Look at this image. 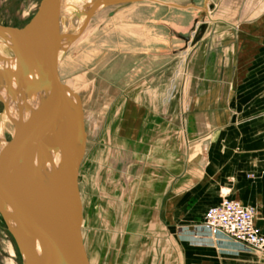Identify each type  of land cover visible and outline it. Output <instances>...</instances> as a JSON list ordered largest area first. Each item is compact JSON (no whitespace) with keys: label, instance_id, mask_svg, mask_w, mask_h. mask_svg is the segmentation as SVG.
Masks as SVG:
<instances>
[{"label":"crops","instance_id":"crops-1","mask_svg":"<svg viewBox=\"0 0 264 264\" xmlns=\"http://www.w3.org/2000/svg\"><path fill=\"white\" fill-rule=\"evenodd\" d=\"M217 2L220 17L197 41L196 71L176 76L175 98L154 103L159 86L136 79L89 159L82 226L92 264H264V252L202 222L227 196L253 207L264 234V0ZM236 48L248 70L221 71L239 63ZM230 91L242 103L227 100L225 119ZM88 118L86 146L100 125Z\"/></svg>","mask_w":264,"mask_h":264},{"label":"water","instance_id":"water-1","mask_svg":"<svg viewBox=\"0 0 264 264\" xmlns=\"http://www.w3.org/2000/svg\"><path fill=\"white\" fill-rule=\"evenodd\" d=\"M69 1L40 0L20 27L0 23V36L13 47V66L0 70V75L10 76V92L18 100L10 137L0 136L1 145L9 144L14 151L17 173L7 171L14 184L6 193L1 189V178L5 181L6 176L0 167V214L22 264H92L78 185L86 148L83 106L78 92L60 77L58 65L67 40L84 29L101 5L138 0H88L85 10L77 11L85 13L81 26L69 38L54 36V18L61 12L68 15Z\"/></svg>","mask_w":264,"mask_h":264},{"label":"rangeland","instance_id":"rangeland-1","mask_svg":"<svg viewBox=\"0 0 264 264\" xmlns=\"http://www.w3.org/2000/svg\"><path fill=\"white\" fill-rule=\"evenodd\" d=\"M39 1L0 0V22L22 26L31 17ZM87 1L78 0L81 7H85ZM217 3V0H138L103 4L94 12L84 29L71 36L66 43L58 65L59 75L80 95L86 137L90 132L88 115L100 120L97 133L90 135L87 140L78 173L85 225L88 195L86 178L88 171L93 174L94 164L93 158L91 165L89 159L98 151L100 138H105L106 129L119 119L121 114L116 112L117 108L122 104H131V88L140 78H150L151 85L159 86L160 92L152 95L154 103L163 104L175 98V85L179 84L176 76L187 73L188 67L193 64L198 39L194 43L191 41L201 28L205 26V31L216 24L220 17ZM71 13L72 10L68 15ZM3 45L0 47L1 53L11 55L12 50ZM244 53V49L230 50L229 54L236 56L235 60L240 56L239 63L232 62L221 71L240 73L248 70L249 66L243 62ZM193 66V71H196ZM203 68L201 71H208L207 66ZM166 88L165 93L162 90ZM229 93L231 91L220 98L223 104L220 108L224 110L220 115L225 119L227 100L231 104L242 103L241 96H230ZM203 100L211 107L212 97ZM143 101L144 104H151L145 99ZM2 108L0 103V112ZM208 115L210 117L211 113ZM6 136H9L8 132ZM9 243L14 254L8 250ZM10 259L13 264H22L17 244L0 215V264H8Z\"/></svg>","mask_w":264,"mask_h":264},{"label":"bare ground","instance_id":"bare-ground-1","mask_svg":"<svg viewBox=\"0 0 264 264\" xmlns=\"http://www.w3.org/2000/svg\"><path fill=\"white\" fill-rule=\"evenodd\" d=\"M69 2L72 3L71 15H65L66 14L65 12H61V13L57 14L56 17L54 18V21L52 23V32H53L54 36H56V35H68V38H69L70 34L73 31H75L76 29H78L84 20L81 18V14L84 15L85 13L81 12L78 15L77 11L79 12L81 10H85L86 7L85 8L81 7L82 5L78 2V0H71ZM0 23H2V22H0ZM2 44H4L3 46H5L7 49H11L13 52V47L11 46V44L6 42L5 39L0 36V47ZM6 55L7 54H3V52L1 53V49H0V70H2L5 67H12L13 66L12 61H11L12 56H10V55L6 56ZM9 81H10V76L7 75V73L0 75V103L2 105H4V102H5V107L3 106L4 107L3 111L0 112V136H2L3 138H5L7 140L9 139L10 133L12 131L11 120L15 116L17 109H18V100H16L13 93L10 92ZM6 132L9 133L8 137L6 136ZM1 144H2V140H0V167L4 169L5 172H3V175H5L7 178V179L5 178V181H4L3 177L1 178V189L6 193H11L13 191L12 182L14 184V181H13L12 176H10V174L7 173V171L8 172L14 171V173L17 174L16 173L14 151H13V149H11V146H9V144H3V146ZM3 151H5V152L7 151L6 156L3 154ZM16 176H18V175H16ZM3 221H4V219H3ZM4 224H5L6 228L8 229L5 221H4ZM16 230L18 232V229H16ZM8 231L10 232L12 238L14 239L11 231L9 229H8ZM14 241H15V239H14ZM8 250L11 254H14L13 248H12L10 243L8 245ZM4 263H6V262L4 261ZM8 264H13L11 259L9 260Z\"/></svg>","mask_w":264,"mask_h":264},{"label":"built area","instance_id":"built-area-1","mask_svg":"<svg viewBox=\"0 0 264 264\" xmlns=\"http://www.w3.org/2000/svg\"><path fill=\"white\" fill-rule=\"evenodd\" d=\"M202 222L213 231L223 232L250 247L264 252V234L254 223L253 207L224 196L208 206Z\"/></svg>","mask_w":264,"mask_h":264}]
</instances>
